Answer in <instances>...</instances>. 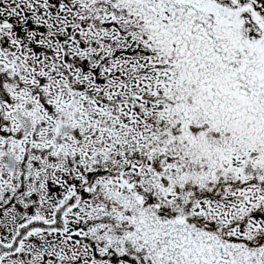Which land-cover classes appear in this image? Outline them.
<instances>
[{
    "label": "snow or ice",
    "instance_id": "snow-or-ice-1",
    "mask_svg": "<svg viewBox=\"0 0 264 264\" xmlns=\"http://www.w3.org/2000/svg\"><path fill=\"white\" fill-rule=\"evenodd\" d=\"M0 264H264V0H0Z\"/></svg>",
    "mask_w": 264,
    "mask_h": 264
}]
</instances>
